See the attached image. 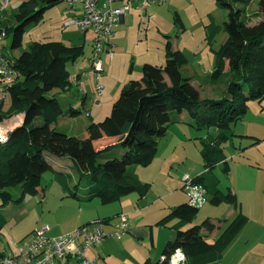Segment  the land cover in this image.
<instances>
[{
	"label": "trees",
	"instance_id": "16d2710c",
	"mask_svg": "<svg viewBox=\"0 0 264 264\" xmlns=\"http://www.w3.org/2000/svg\"><path fill=\"white\" fill-rule=\"evenodd\" d=\"M63 1L28 0L11 18H6L4 26L8 36L14 34L12 49L22 47L26 26L43 22L46 11ZM253 2L217 0L219 6L228 11L225 22L228 39L214 52L216 61L212 72L213 80H227L223 97L202 99L199 88L183 74L182 69L187 65L185 54L173 50L168 42L165 67L145 64L142 80L130 81L124 87L111 115L102 122L92 123L86 138L58 131L59 118L78 117L81 112L63 111L57 98L48 96L57 88L62 91L71 88L67 64L84 55V46H69L56 40L36 42L19 56H12L19 80L11 88L7 105L0 104V121L19 113L25 115V120L6 143H0V196L4 204L22 203L26 196L38 195L43 174L47 172L53 173L64 192L79 201L97 199L102 204H110L133 193L141 198L149 195L152 185L140 181L135 167H147L155 160L159 143L173 123L171 112L187 111L196 120L198 129L216 127L221 130L218 137L203 139L202 156L207 172L195 177V181L211 192V205H234L239 215L212 243L202 230L213 229L209 219L189 227L200 208L190 203L177 206L158 222L159 226L171 225L176 237L163 251L165 260L157 264H170L177 251L184 253L185 264L219 261L248 217L240 210L236 193L222 192L219 179L211 171L223 162L224 172L230 174L231 166L224 155V143L228 139L225 131L246 116L250 100H264V20L255 24L248 21V8ZM258 5L257 14L264 19V0H259ZM220 30L213 23L208 39L213 41ZM104 143L107 144L100 148ZM50 157L71 163V169L79 176L78 184L73 183L75 191L71 190V179L66 178V172L57 171L49 162ZM83 184H86L87 194L78 192ZM12 189L19 191L17 199ZM96 221L110 224L111 219ZM6 222L0 211V231Z\"/></svg>",
	"mask_w": 264,
	"mask_h": 264
},
{
	"label": "rangeland",
	"instance_id": "374dc122",
	"mask_svg": "<svg viewBox=\"0 0 264 264\" xmlns=\"http://www.w3.org/2000/svg\"><path fill=\"white\" fill-rule=\"evenodd\" d=\"M25 1L28 0H11L5 17L11 18ZM258 4L259 0H254L248 8L250 24L264 20L257 14ZM136 6L135 4L132 12L127 14L126 22L118 25L112 48L113 56H109L106 51L103 53L101 96L96 90V80L84 78L85 73L91 69L89 58L92 56L94 34L90 31L84 32L77 26L65 27V22L79 11V7L74 11L67 0L47 10L44 21L40 24L26 26L19 50L12 49L13 33L9 34L0 46L2 53L16 57L36 42L56 40L69 46H84V55L78 61L67 64L73 80L71 88L64 92L57 88L48 94L49 97L56 96L63 109L73 107L81 112V115L75 118L61 117L57 125L58 131L69 136L85 138L86 128L91 122H102L111 115V109L124 87L130 81L142 80L145 64L165 67L168 42H171L173 50L185 54L187 65L182 69L183 74L199 88L202 99L223 97L227 80H213L212 72L216 61L214 52L228 39L225 30L228 11L219 6L217 0H166L162 5H150L145 15L138 11ZM148 13L153 19L147 17ZM213 23L221 30L213 41H210L208 37ZM78 75L82 76L80 84L76 82ZM85 95L87 103L83 105L82 99ZM21 115L15 114L9 121L14 123ZM171 115L173 123L169 126L167 136L160 141L159 151L153 163L147 167H135L142 181L152 184L153 189L150 193L152 203L145 209L136 208L138 193H133L124 200L126 205L133 207L134 213L129 215L132 224L134 221L140 226H147V220L154 221L160 212L166 215L171 207H176L184 201L190 202V197L182 188L184 177H195L204 171L203 139L208 136L216 138L221 132L216 127L198 129L196 120L187 111L182 114L172 111ZM38 121L40 122L41 118ZM225 133L228 139L224 143V155L230 163L231 172H224L222 162L212 169V173L220 179L222 192L228 189L236 192L240 210L249 218L248 224L240 234L244 235L242 240L239 242L235 239L231 245V248H237L230 258L236 257L235 262L238 264L241 259L253 260L255 254L264 250V100H250L246 116L234 123ZM64 170L67 172L66 178L71 179V190L75 191L73 183L78 184L79 176L71 167ZM43 175L40 193L36 196H26L22 203L12 201L4 204L0 196V211L7 221L0 231L1 254L13 250L17 243L29 238L34 230L46 225L52 229L50 236L64 234L67 231L62 230L66 225L62 223L66 218L78 214V204L94 212L105 210L113 217L112 224L119 221V211L116 212V209L120 207L121 202L102 204L99 200H93L78 203L72 198L62 199L59 182H56L53 173L47 172ZM82 186L78 192L87 194L86 184ZM12 193L14 199L20 195L16 189H12ZM209 200L210 195L208 201L199 207L200 213L189 227L201 225L208 218L219 223L224 221V216L230 209H235L230 204L211 205ZM146 209L150 214H142ZM164 215L159 218L162 219ZM144 216L145 221H142ZM111 227L113 226H106V231L117 229ZM154 227L157 233L155 247L151 238L128 233L122 240H116L115 237L106 238L102 244L89 249L87 257L96 264H141L138 263L139 256L145 260L149 257L152 262H159L165 243L176 232L170 226ZM73 260L75 262L72 264H81Z\"/></svg>",
	"mask_w": 264,
	"mask_h": 264
},
{
	"label": "built area",
	"instance_id": "2783aa9c",
	"mask_svg": "<svg viewBox=\"0 0 264 264\" xmlns=\"http://www.w3.org/2000/svg\"><path fill=\"white\" fill-rule=\"evenodd\" d=\"M166 0H67L72 8L79 7V13L65 22V26H77L83 31L94 32L95 38L92 44V56L89 58L91 69L85 73L87 77H93L96 83L98 95H102L103 86L100 83L104 72L103 53L108 52L113 56L111 41L115 35L116 27L122 17L126 16L136 4L137 10L145 15L150 5H162ZM11 0H0V46L8 37V30L4 26L5 14L9 10ZM149 19L153 16L147 14ZM5 46H3L4 48ZM19 80V71L14 66L13 57L2 53L0 48V104L7 105L11 98V88L16 86ZM14 123L9 120L0 121V143L4 144L11 134L24 124L25 115ZM184 189L190 197L192 206H201L208 201L205 188L196 183L195 178L186 175L184 177ZM120 224L115 232H107L105 225L100 221H93L80 226L67 233L50 236L49 226L38 228L32 232L24 242L17 243L13 250L0 255V264H60L69 257H74L81 264H96L88 259L89 249L100 245L106 238L115 237L121 239L130 228L127 214L119 216ZM177 255V253H176ZM183 264V259L177 263ZM165 260L164 256L161 262Z\"/></svg>",
	"mask_w": 264,
	"mask_h": 264
},
{
	"label": "crops",
	"instance_id": "0c3cea01",
	"mask_svg": "<svg viewBox=\"0 0 264 264\" xmlns=\"http://www.w3.org/2000/svg\"><path fill=\"white\" fill-rule=\"evenodd\" d=\"M74 11H76V8L74 9ZM132 12V11H131ZM76 13H79V11H76ZM75 13V14H76ZM74 14V15H75ZM126 19H127V15L126 16H124V17H122V19H121V21L119 22V26L120 25H123L125 22H126ZM119 26H117L116 27V30H117V28L119 27ZM66 27V26H65ZM116 30H115V33H116ZM84 32H87V31H84ZM90 32H92L93 34H94V32L92 31V30H90ZM114 37H115V35H114ZM114 37L112 38V41H111V48H114ZM92 41H93V39H92ZM108 53V52H107ZM108 55H109V53H108ZM184 69V68H183ZM104 73V72H103ZM84 78H86V79H92L93 77H87L86 75H85V77ZM81 79H82V76L81 75H78L77 77H76V82L78 83V84H80V82H81ZM94 79V78H93ZM70 80H71V82H72V84H73V80H72V78L70 77ZM191 82H192V80H191ZM96 83H97V81H96ZM193 84V83H192ZM194 85V84H193ZM71 87V86H70ZM61 92H64V91H62V90H60ZM67 91V90H66ZM100 96V95H99ZM56 97V96H55ZM57 98V97H56ZM58 100V99H57ZM59 101V104H60V106H61V108H62V110L63 111H68V110H71V109H75V108H73V107H71V109L69 108L68 110H65V109H63V107H62V105H61V102H60V100H58ZM86 103H87V97H86V95L85 96H83V99H82V104L83 105H86ZM76 110V109H75ZM77 111H79V110H77ZM80 112V111H79ZM81 115V114H80ZM79 115V116H80ZM62 117H64V116H62ZM64 118H68V117H64ZM71 118V117H70ZM72 118H75V117H72ZM60 119V118H59ZM93 122H91L88 126H87V128H86V135H85V138L86 137H88L87 135H89L88 134V127L92 124ZM95 123V122H94ZM59 124V121L57 122V125ZM56 125V128H58V126ZM105 140H107V139H105ZM105 142H108V141H105ZM107 143H104V145L103 146H101L100 148H102V147H104L105 145H106ZM50 161L49 162H51L52 164H53V166H54V168L57 170V171H62V172H66V170H64V169H66V167L68 166V167H71V163L69 162V161H67V160H63V159H60V158H55V157H50V159H49ZM65 165V166H64ZM231 168V167H230ZM135 171H136V174H137V176H138V178L140 179V181L142 182V183H148V182H144V181H142V178H141V176H140V174H139V172L137 171V168H135ZM207 172V170L204 168V171L202 172V173H200V174H198L197 176H200V175H202V174H204V173H206ZM67 173V172H66ZM211 173H212V171H211ZM213 174V173H212ZM213 175H215V174H213ZM197 176H195V177H197ZM216 176V175H215ZM195 177H193V178H195ZM217 178H218V176H216ZM219 179V178H218ZM219 181H220V179H219ZM57 182V181H56ZM72 182H70V184H71ZM60 184V183H59ZM150 184V183H149ZM152 185V184H151ZM60 186V189H61V192H62V194H63V197H62V199L63 198H72V200H76L78 203H86V202H90V201H79L78 199H76V198H74V197H72V196H69L66 192H64L63 191V189H62V186H61V184L59 185ZM203 186V185H202ZM204 187V186H203ZM183 189H184V186L182 187ZM205 188V187H204ZM152 189H153V185H152V187H151V191H152ZM219 189H220V184H219ZM185 190V189H184ZM205 190H206V195H207V198H208V195H210V200L209 201H211V199H212V194H211V192H208L207 191V189L205 188ZM221 190V189H220ZM228 190H231V189H228ZM40 191H41V188L39 189V193H40ZM151 191H150V193H151ZM222 191V190H221ZM232 191V190H231ZM187 192V191H186ZM234 194L236 193V192H234V191H232ZM150 193H149V195H147V196H145V197H143V198H141L140 197V195L138 196V198L136 199V208L137 209H145V207H148L149 206V204H151L152 202H151V200H150ZM188 194V193H187ZM129 196V195H128ZM128 196L127 197H125V198H123L122 200H120L119 202H121V205H120V207H118L117 209H116V212L117 211H119V212H117V216H120L121 214H127V216H128V221L130 220V218H129V215L133 212L134 213V211H133V207H132V205H126L125 203H124V200L126 199V198H128ZM169 196V195H168ZM189 196V195H188ZM236 196H237V194H236ZM94 200H97V199H94ZM91 201H93V200H91ZM183 203H190L189 201H184V202H182V203H180L179 205H181V204H183ZM206 203V202H205ZM204 203V204H205ZM203 204V205H204ZM210 204H211V202H210ZM178 205V206H179ZM203 205H201V206H203ZM192 206V205H191ZM196 206V205H195ZM234 206V205H233ZM78 209H77V212H78V214L77 215H73V216H70V217H68V218H66L64 221H63V223H62V225H66V228H64V230H62V231H67V232H69V231H72V230H74V229H76V228H78V227H80V226H83V225H85V224H89V223H91V222H93V221H96V220H104V219H112L113 217L112 216H110V214H108V213H106V211L105 210H98V211H96V212H94V211H92V210H89V209H86V207H83L82 206V204H78ZM177 207V206H176ZM175 206L174 207H171V209H170V211L172 210V209H174V208H176ZM198 207H200V206H198ZM235 207V206H234ZM169 211V212H170ZM136 212V211H135ZM168 212V213H169ZM167 213V214H168ZM243 213V212H242ZM138 214V213H137ZM142 214H150V212L148 211V209H146V210H144L143 211V213ZM166 214V215H167ZM244 214V213H243ZM139 215H140V213H139ZM162 215H164L163 213H159L158 214V216H157V218L156 219H154V221H153V219L152 220H147V226H140L139 224H138V222L136 223V222H134L133 221V224H132V222H130L129 221V224H130V228H129V230L127 231V232H125V234L123 235V237L126 235V234H128V233H130L131 235H136V236H141V237H144V238H151V240H152V242L154 243V247L156 246V237H157V233H156V229H155V225H157V226H159L158 225V222L161 220V218H159V217H161ZM166 215H164L162 218H164ZM238 215H239V212H238V210L235 208V209H230L229 211H228V213H227V215L226 216H224L225 218H224V221H221V222H219V223H215V222H213L212 220H211V218H208L209 220H210V222L214 225V227H213V229L211 230H208V229H206V228H204V229H202L203 230V234L205 235V238L208 240V241H210V242H212V243H214L215 241H217L222 235H223V233H224V231H226L227 230V228L230 226V224L236 219V217H238ZM245 215V214H244ZM118 220V219H117ZM142 221H145V216H144V219L142 220ZM248 222H249V218H248V221H247V223L244 225V227L248 224ZM119 224H120V218H119V221H117V223L116 224H112V220L110 221V224H107L106 226H113V227H111V229H113L114 227L115 228H117L118 229V226H119ZM153 224H154V226H153ZM46 226H48V225H46ZM105 226V227H106ZM171 226V225H170ZM50 227V226H49ZM162 227H164V226H162ZM167 227V226H166ZM243 227V228H244ZM243 228L240 230V232L237 234V236L235 237V239H237L238 241L239 240H242L241 238H243V236L244 235H241L240 236V234L243 232ZM51 229V228H50ZM116 229V230H117ZM106 230V229H105ZM116 230H109V231H113V232H115ZM61 231V230H60ZM51 232H52V229H51ZM67 232H65V233H67ZM110 232V233H111ZM176 232V231H175ZM61 234H63V233H59L58 235H61ZM175 235V236H174ZM123 237L120 239V240H122L123 239ZM175 237H176V233L175 234H172L171 236H170V238H169V240L165 243L166 245H165V248H166V246L168 245L167 243H169L170 241H172V240H174L175 239ZM235 239L233 240V241H235ZM116 240H119V239H116ZM233 241L225 248V250L223 251V253H222V255H221V257H220V259H219V261H217V262H215V263H220V264H237L236 262H235V260H236V257H232V258H230V256H231V253L235 250V248H237V246H234L233 248H231V245H232V243H233ZM240 242V241H239ZM103 243V242H102ZM101 243V244H102ZM245 244H248L249 245V243H247V242H245ZM158 246H160V242H158ZM165 248L163 249V251L165 250ZM163 251H162V258H163ZM3 254V253H2ZM0 255H1V253H0ZM180 257V258H179ZM254 259L253 260H249V259H247V258H245V259H241L240 261H238V264H264V250L262 251V252H259V253H257V254H255L254 255ZM184 258V259H183ZM73 259H75L76 260V258H74V257H69L67 260H64L62 263H60V264H72V262H75ZM139 261H138V263H141V264H144L145 262H147V261H149L151 264H157L158 262H152V260L148 257L146 260L142 257V256H139ZM181 259H183V264H185V259H186V257H185V255H184V253H182L181 251H177V255L174 257V259H173V262L174 263H177L179 260H181ZM79 263H81L79 260H77ZM76 261V262H77ZM171 262H172V259H171ZM170 262V263H171ZM215 263H212V264H215Z\"/></svg>",
	"mask_w": 264,
	"mask_h": 264
},
{
	"label": "bare ground",
	"instance_id": "6f19581e",
	"mask_svg": "<svg viewBox=\"0 0 264 264\" xmlns=\"http://www.w3.org/2000/svg\"><path fill=\"white\" fill-rule=\"evenodd\" d=\"M180 258V257H179Z\"/></svg>",
	"mask_w": 264,
	"mask_h": 264
}]
</instances>
